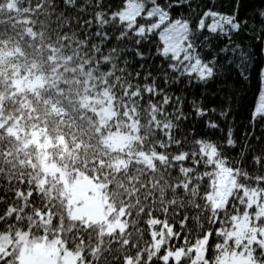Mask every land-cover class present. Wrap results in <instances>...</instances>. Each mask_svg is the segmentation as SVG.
<instances>
[{
  "label": "trees",
  "instance_id": "trees-1",
  "mask_svg": "<svg viewBox=\"0 0 264 264\" xmlns=\"http://www.w3.org/2000/svg\"><path fill=\"white\" fill-rule=\"evenodd\" d=\"M157 2L174 5L173 20L193 24L209 9L225 14L238 10L239 17L249 18L248 26L233 32L230 41L211 36L210 48L200 50L205 59L219 60V79L207 88L183 78L165 82L163 72L176 74L157 55L156 35L137 46L131 40L117 41L119 32L105 29L109 39L101 41L90 14L94 9L86 7L89 0H0V239L9 240L0 264H21V236L56 240L77 255V264H193L201 245L205 258V241L209 256L215 255L220 225L208 222L202 198L209 181L195 179L205 167L194 151L189 156L191 149L181 139H222L230 125L237 143L224 149L226 156L235 162L246 134L255 153L264 151V118L254 123L252 118L264 67V21L252 17L264 10V0ZM103 3L111 5L104 9L111 12L124 0ZM226 45L230 51L221 52ZM137 47L144 59L125 51L118 65L112 56L113 48ZM153 81L161 95L136 87ZM221 89L231 115L218 120L223 132H209L189 102L207 96L203 102L208 103L217 93L222 100ZM163 94L173 98L166 106L169 113L175 97H184L189 119L181 122L179 132L160 106ZM37 132L46 148L31 140ZM117 136L126 138L123 147L114 141ZM48 167L69 180L81 176L100 185L123 228L108 231L103 223L72 218L60 196L59 176H47ZM209 231L210 240L205 235Z\"/></svg>",
  "mask_w": 264,
  "mask_h": 264
},
{
  "label": "snow or ice",
  "instance_id": "snow-or-ice-1",
  "mask_svg": "<svg viewBox=\"0 0 264 264\" xmlns=\"http://www.w3.org/2000/svg\"><path fill=\"white\" fill-rule=\"evenodd\" d=\"M188 2L189 0H177L178 4ZM173 6H163L157 0H124L118 10L106 12L104 9H110L111 5H105L103 0H89L86 5L94 9L90 14L97 28L95 34L101 41L109 39L105 29H111L113 33L119 32V35H115L117 41L131 40L137 46L148 40L149 36L156 35L159 41L157 55L168 60V69L176 74L175 77H169L166 71L163 72L165 82L175 83L183 78L189 85L207 88L219 79V60L216 56L205 59L200 50L210 48L211 36H225L230 41L233 32L239 33L248 26L249 18L239 17L238 10L225 14L209 9L193 24L183 18L173 20L170 15ZM256 17L264 21V10L256 11L252 19ZM140 19L151 23H139ZM93 20L89 21L90 26H93ZM205 31L210 35L201 38ZM125 51H135L138 57L145 58L138 47L113 48L112 56L118 65L119 57ZM220 51L228 53L230 49L226 45ZM127 63L125 60L124 64ZM136 75L139 76V73ZM149 76L150 72L144 79L147 80ZM261 78L262 87L258 91L252 113L253 123L258 117L264 118V72L261 73ZM136 87L154 96L163 92L157 90L154 81L151 84L145 83L142 87L137 84ZM220 91L225 92L222 100L217 93L208 103L203 102L208 100L207 96L189 102L191 112L197 120H203L204 127L209 132H223L218 120L226 121L231 115L226 90ZM172 102L171 96L163 94L160 106L166 111V106ZM212 103L216 106L210 107ZM183 106L184 97L177 96L173 111H166L176 132L180 131L181 122L189 119ZM247 139L246 134V143L235 162L224 153L226 147L235 148L237 143L230 125L222 139L214 140L211 135L193 137L190 141L186 136L181 139V143L188 144L191 149L189 156L194 151L196 159L201 161L199 165L203 164L205 167V171L195 179L199 183L208 179L207 191L202 196L205 201L204 211L210 216V224L220 225L215 230V236L219 238V242L214 245L215 255L209 256L205 241V258L202 264H264V151L255 153L249 147ZM205 235L210 240L213 232L209 231Z\"/></svg>",
  "mask_w": 264,
  "mask_h": 264
},
{
  "label": "rangeland",
  "instance_id": "rangeland-1",
  "mask_svg": "<svg viewBox=\"0 0 264 264\" xmlns=\"http://www.w3.org/2000/svg\"><path fill=\"white\" fill-rule=\"evenodd\" d=\"M142 23L148 24L151 21L144 20ZM262 72H264V67ZM113 139L120 147H123L122 143L126 141L123 136H117ZM31 140L39 149L46 148L47 143L43 140L40 132L33 134ZM44 172L50 178H54L56 175L59 176L61 184L60 196L65 199L67 209L72 218L82 219L87 223H103L108 231L123 228L120 214H115L114 210L109 206L102 195L100 185L81 176L69 180L64 176V173L59 172L55 168H45ZM28 239L27 236H21L17 239V242L20 243L19 261L21 264H77V255L65 251L58 241H49L44 238L34 241ZM8 243L9 240L6 238L0 239V252L5 250ZM203 260L204 252L201 245L197 247V255L193 264H200Z\"/></svg>",
  "mask_w": 264,
  "mask_h": 264
}]
</instances>
